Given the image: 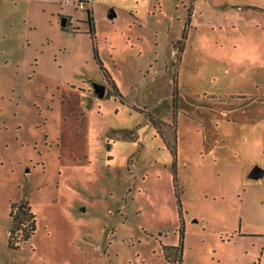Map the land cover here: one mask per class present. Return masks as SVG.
<instances>
[{
    "label": "rangeland",
    "instance_id": "rangeland-1",
    "mask_svg": "<svg viewBox=\"0 0 264 264\" xmlns=\"http://www.w3.org/2000/svg\"><path fill=\"white\" fill-rule=\"evenodd\" d=\"M91 7L0 0V264H264V0Z\"/></svg>",
    "mask_w": 264,
    "mask_h": 264
},
{
    "label": "trees",
    "instance_id": "trees-1",
    "mask_svg": "<svg viewBox=\"0 0 264 264\" xmlns=\"http://www.w3.org/2000/svg\"><path fill=\"white\" fill-rule=\"evenodd\" d=\"M89 32L94 35V22L92 10H87ZM64 27V26H63ZM112 86H116L112 83ZM179 204V212L181 210ZM9 216L12 221V227L9 229L8 243L11 248H19L22 242L27 241L35 232L36 217L28 203H11ZM179 243L176 245H163L162 252L168 261L182 264L183 250V229L180 228Z\"/></svg>",
    "mask_w": 264,
    "mask_h": 264
},
{
    "label": "water",
    "instance_id": "water-1",
    "mask_svg": "<svg viewBox=\"0 0 264 264\" xmlns=\"http://www.w3.org/2000/svg\"><path fill=\"white\" fill-rule=\"evenodd\" d=\"M114 15H115V13L112 11L110 13V16L112 17ZM62 24L63 25L65 24V19L62 20ZM90 83H91V86L93 88V91H94L95 95L98 98H103L104 95H105V88H106L105 85L104 84H101V83H99V82H97L95 80H92ZM263 174H264V171L261 168L255 166V167H253L251 169V171L249 172V175L248 176L250 178L257 179V178L262 177Z\"/></svg>",
    "mask_w": 264,
    "mask_h": 264
},
{
    "label": "built area",
    "instance_id": "built-area-1",
    "mask_svg": "<svg viewBox=\"0 0 264 264\" xmlns=\"http://www.w3.org/2000/svg\"><path fill=\"white\" fill-rule=\"evenodd\" d=\"M71 1L72 3L75 4V6L78 8V9H81V10H88L91 8L92 6V3L94 2V0H69Z\"/></svg>",
    "mask_w": 264,
    "mask_h": 264
},
{
    "label": "crops",
    "instance_id": "crops-1",
    "mask_svg": "<svg viewBox=\"0 0 264 264\" xmlns=\"http://www.w3.org/2000/svg\"><path fill=\"white\" fill-rule=\"evenodd\" d=\"M90 10H92V7L90 8Z\"/></svg>",
    "mask_w": 264,
    "mask_h": 264
}]
</instances>
